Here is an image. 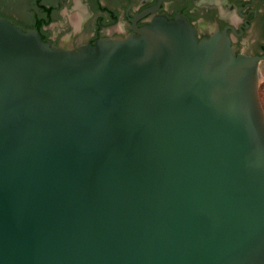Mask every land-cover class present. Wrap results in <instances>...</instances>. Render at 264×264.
<instances>
[{
    "label": "water",
    "instance_id": "obj_1",
    "mask_svg": "<svg viewBox=\"0 0 264 264\" xmlns=\"http://www.w3.org/2000/svg\"><path fill=\"white\" fill-rule=\"evenodd\" d=\"M264 0H0V264H264Z\"/></svg>",
    "mask_w": 264,
    "mask_h": 264
},
{
    "label": "rangeland",
    "instance_id": "obj_2",
    "mask_svg": "<svg viewBox=\"0 0 264 264\" xmlns=\"http://www.w3.org/2000/svg\"><path fill=\"white\" fill-rule=\"evenodd\" d=\"M258 95H259L261 107H262L263 112H264V73H261V75L259 76Z\"/></svg>",
    "mask_w": 264,
    "mask_h": 264
},
{
    "label": "flooded vegetation",
    "instance_id": "obj_3",
    "mask_svg": "<svg viewBox=\"0 0 264 264\" xmlns=\"http://www.w3.org/2000/svg\"><path fill=\"white\" fill-rule=\"evenodd\" d=\"M261 73H264V59H261L259 61V76L261 75Z\"/></svg>",
    "mask_w": 264,
    "mask_h": 264
}]
</instances>
